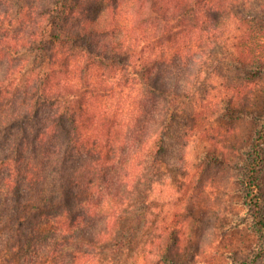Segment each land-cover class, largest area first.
<instances>
[{"label": "trees", "instance_id": "obj_1", "mask_svg": "<svg viewBox=\"0 0 264 264\" xmlns=\"http://www.w3.org/2000/svg\"><path fill=\"white\" fill-rule=\"evenodd\" d=\"M263 83L264 0H0V264H200L193 195L152 197L168 133L205 175L245 119L264 242Z\"/></svg>", "mask_w": 264, "mask_h": 264}, {"label": "rangeland", "instance_id": "obj_2", "mask_svg": "<svg viewBox=\"0 0 264 264\" xmlns=\"http://www.w3.org/2000/svg\"><path fill=\"white\" fill-rule=\"evenodd\" d=\"M261 99L264 105V93H260ZM235 124L237 127L227 139L206 148L211 153L227 156L230 166L212 164L205 175L192 169L188 162L195 145L198 144L202 150L205 143L191 135L186 142L183 137L186 127H173V131L168 133V149L162 157L154 184L152 197L167 222L173 218L171 213L180 206V201L184 200V194L193 195L197 218L188 227L190 237L184 235L182 241L183 244L191 242L189 253L200 250V264H264V242L258 233L253 208L242 182L243 165L261 121L245 119ZM183 142L187 143L186 146ZM262 185L264 191V170ZM151 227L149 222L146 232H150Z\"/></svg>", "mask_w": 264, "mask_h": 264}]
</instances>
